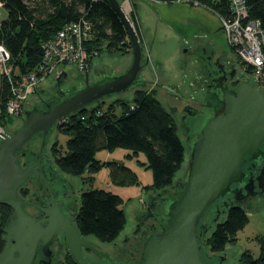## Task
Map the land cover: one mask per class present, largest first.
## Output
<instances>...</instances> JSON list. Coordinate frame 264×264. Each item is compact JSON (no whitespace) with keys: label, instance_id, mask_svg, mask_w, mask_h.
I'll list each match as a JSON object with an SVG mask.
<instances>
[{"label":"water","instance_id":"water-1","mask_svg":"<svg viewBox=\"0 0 264 264\" xmlns=\"http://www.w3.org/2000/svg\"><path fill=\"white\" fill-rule=\"evenodd\" d=\"M106 1L124 26L129 53L121 55L119 59L111 55L102 56L101 61H97L94 57L89 68L79 61L83 77L80 85L68 87L67 73L60 70L48 84L32 90L24 107L26 109L21 110L20 125L0 132V205L10 208L1 228L4 245L0 251V264H34L39 248L45 253L47 242L54 233L65 239L67 250L76 264H94L83 255L82 248L96 254L105 264H126L110 256L109 252L98 249L87 236L78 232L73 218L70 220V214H62L53 205H46L38 220L27 214L18 190L32 175L39 174L44 188L49 190L48 201H54L43 166L47 164V175H57L47 152L48 141L57 121L99 100L133 95L136 88H149L155 79L149 57L157 75L153 85L157 91L155 96L175 117L177 134L184 146V160L174 177V183L180 180L184 188L179 198L171 194L166 198L157 197L163 206V222L158 231L153 226L142 231V235L147 230L151 232L142 238L137 249L138 257L131 264H207L205 259L220 264L226 252L220 255L219 262L215 257L203 254L205 246L199 239V229L203 226L201 218L211 205L215 207L212 221H216L234 202L247 201L251 205V197L256 195L253 191L254 180L249 177L244 183L246 174L242 166L246 155L249 160L258 157L264 159V148L260 147L264 141V92L237 65L240 75L247 80L238 82L235 91L218 82L216 87L220 96L216 95L215 98L220 107L213 109V113L200 124L199 135L190 144L188 153L181 115L186 100L202 97L198 81L202 69L194 60L195 46L198 42H208L209 47L216 48L217 55L227 66L235 56L228 52L222 54L205 34L183 38L160 19L150 0H133L139 3L137 14L148 47L145 52L119 2ZM198 36L201 39H196ZM234 71L232 69L230 72L231 76ZM219 73L224 74L223 68ZM46 86H53L55 95L61 99H55L43 108L36 105L41 99L29 106ZM34 140H38V145L36 151L32 152L33 159H24L21 166L22 152ZM254 179L258 182L263 180V183H258L260 192H263L264 164L259 176ZM233 184L237 186L232 188ZM161 193L164 191L155 195ZM228 193L231 196L221 200ZM220 205L223 208L220 209ZM146 210H150L148 205Z\"/></svg>","mask_w":264,"mask_h":264},{"label":"trees","instance_id":"trees-1","mask_svg":"<svg viewBox=\"0 0 264 264\" xmlns=\"http://www.w3.org/2000/svg\"><path fill=\"white\" fill-rule=\"evenodd\" d=\"M0 1L4 15L0 24V43L10 54L9 62L14 72L34 70L41 59V44L52 38L64 24L82 18L89 23V39L84 44L89 52L86 61L88 68L94 58L93 52L97 55L104 50L129 53L124 26L106 0ZM196 1L213 14L229 13L228 0ZM246 1L250 16L259 19L264 25V0ZM0 84V125L7 128L15 118L5 113L8 82L2 79ZM155 91V88L150 91L147 88L134 89L131 104L119 97L108 103L99 100L71 114L64 123L55 125L57 132L68 138L63 154L56 141L51 144L50 155L55 166L52 167L56 174L61 172L79 176L84 187L80 190L78 206L73 213L74 225L82 236L112 242L125 225L123 198L109 190L92 188L94 176L102 167L108 169L112 184L138 182L131 168L119 161L98 160L95 158L96 151H112L120 147L129 150L127 157L143 153L146 157L143 164L153 174L152 183L143 187L145 191L151 192L150 198L157 192L167 191L174 184L175 174L184 160V146L177 134L175 117L162 106ZM116 107H120V112L116 113ZM37 145L38 140H34L24 149L21 166L24 165V159H33L32 152L36 151ZM181 193L180 190L178 198ZM9 213V207L0 205V251L4 245L1 228ZM225 213V218L220 221L221 215ZM214 216L215 207L211 205L201 218L203 226L199 229V239L205 246L203 254L215 257L219 262L225 247L237 242V233L246 226L249 217L242 202L229 205L216 221L211 220ZM212 225L214 228L208 234ZM256 240L259 255L253 257L249 250H245L238 258L240 264H264V233L258 235ZM205 261L213 264V261ZM66 264H76L71 255Z\"/></svg>","mask_w":264,"mask_h":264},{"label":"rangeland","instance_id":"rangeland-1","mask_svg":"<svg viewBox=\"0 0 264 264\" xmlns=\"http://www.w3.org/2000/svg\"><path fill=\"white\" fill-rule=\"evenodd\" d=\"M136 3V13L135 15V21L132 17L131 13V21L133 24V27L135 28L137 22H139V17L137 14V8L139 7L138 2ZM155 9L158 11L159 17L163 22H165L170 28H173L181 33V36L188 37L192 34H205L208 38L213 41L214 44H216L219 47V50L222 54L227 53L229 55L235 56L236 61V55L234 50L229 47L225 41V36L222 32L220 22L218 18L210 12L209 10L205 9L202 6H194L187 3L184 4H167V3H155L152 4ZM193 22L192 24L190 22ZM135 22V23H134ZM183 22V23H182ZM214 33L216 36H221V38L216 39L214 38ZM140 44L143 46V48H146L145 41L143 39V36L140 37L138 35ZM147 50L145 49V52ZM128 54V53H114V52H108V51H101L99 55L95 56L97 61H101L102 56H111L114 55L117 59L121 58V55ZM233 59V61H234ZM149 64L150 67L154 73L155 78H157L155 74L154 67L152 65L151 59L149 57ZM12 67V64H9ZM92 65V63H91ZM63 71H65L66 74V81L68 84V87H70L73 84H81L83 83V77L81 74V71L77 69L76 66H66L64 67ZM89 74V73H88ZM56 75H50L47 78L44 79L40 83V85L48 84L51 80L55 78ZM157 80V79H156ZM154 79V82H156ZM152 82L150 86L154 85L155 83ZM149 86V87H150ZM156 90V89H155ZM157 94V91H155V95ZM133 95L125 94L120 96L119 98L127 101L129 104L132 102ZM118 98V97H117ZM112 99H104L107 103L110 102ZM120 112V107H116V113ZM20 125V117H16L14 121L7 126V128H4L5 131L12 130L14 128H17ZM57 125V124H56ZM67 136L63 135L59 132H57L56 128L52 130L50 139L48 141L47 146V152L50 156V164L54 166V161L50 155V147L51 144L56 141L58 143V148L60 152L63 154L65 151V142L67 140ZM129 153L128 149L125 148H115L112 151H107L105 149H100L96 151L95 158H101L103 159L105 156H107L110 159H115L116 161H119L123 163L125 166L131 168L133 172L136 174L138 182L135 184H129V185H118V184H112L109 180V171L106 167H102L96 174V180L93 183L94 187L109 190L115 194H118L121 196L124 200V204L122 205V209L124 211L125 215V225L123 230L121 231L120 235L112 242H102L95 237H90V239L93 240L94 243L97 244V246L101 249L102 252H109L111 256H115L119 249L122 248L125 245V242L127 240V237L131 235L132 230L135 229V226L138 225L139 215L141 216L139 219V223L143 221V214L146 212V205L154 199L156 196H152L151 198H148V194L150 191H145L143 187L146 185H150L153 180V174L150 168H146L145 163L146 157L143 153H139L136 157H127V154ZM114 156L115 158H113ZM57 175H60L63 177L64 180L71 186V200L73 201L74 207L76 209V206H78V199L80 190L83 187V184L81 182V178L76 175H70V174H64L61 172H58ZM111 188V190L109 189ZM145 191L146 193H143ZM145 194V195H144ZM142 197L143 200H145V204L142 205L138 202V198ZM137 204L139 205V209L141 213L138 214V217H135L133 209L137 207ZM242 205L244 206L249 221L246 224V226L240 230L237 233V242L232 245H227L223 252H226L225 258L220 262V264H240L239 263V256L240 254L245 251L249 250L253 257H257L259 255V245L256 240V237L258 235H261L264 233V192L262 194L252 196L251 197V205L244 201L242 202ZM226 216L225 214L221 215L220 221L223 220ZM214 228V225L210 228L208 234L210 231ZM88 255H91L88 254Z\"/></svg>","mask_w":264,"mask_h":264},{"label":"flooded vegetation","instance_id":"flooded-vegetation-1","mask_svg":"<svg viewBox=\"0 0 264 264\" xmlns=\"http://www.w3.org/2000/svg\"><path fill=\"white\" fill-rule=\"evenodd\" d=\"M189 20L191 22V19ZM191 23L194 24L193 22ZM199 38L200 37L198 36L196 39ZM211 42V44H213V41ZM208 45V42H198L195 46L196 50L194 52V60L197 62L198 67L202 69L199 71L200 73L198 78V81L201 84L200 89L202 91V97L199 99L192 98L190 100H186L184 103L185 107L181 115L183 120L182 126L184 128L185 137L187 140L186 145L188 146V153L190 144L199 135L198 129L200 124H202L203 121L213 113V109H219L220 107V104L216 102L215 98L216 95L220 96L219 88L216 87L218 82H220L222 86H226L229 90L235 91L238 82L247 80L240 75L235 59L234 61H230L229 65L227 66L226 62L224 63L217 55L216 48L209 47ZM147 48L148 47L145 49L147 50ZM222 68L224 70L223 75L219 73ZM232 69L235 71L231 76L230 72ZM213 78L214 82L212 81ZM151 89H154L153 85L147 88L148 91ZM39 94L40 95L37 96V98H35V100L31 103L32 105L34 102H38L40 101L39 99H41V101L36 104L39 108L45 107V104L47 103H53L55 99H61L58 95H55V88L53 86H46L42 88ZM260 147L264 148V141L260 143ZM263 164L264 159L262 160L260 157H258L257 159L249 160L246 155V161L242 166V169L246 174L244 183L247 179H249V177H252L254 180L253 191L256 193V195L262 194L264 192H260V189L258 188V183H263V180H261L262 182H258L254 179L259 176L260 168ZM46 165L47 164L44 163V177L47 179V182L51 187L54 201L52 203L51 201H48L50 200L49 190L44 188L42 176L39 174L32 175L31 178L25 182V185H23L18 191V195L24 201L22 207L25 212H27V214L38 220L42 217V209L46 208V205H53L62 214H70V220H72L75 207L73 201L71 200V189L69 188V184L60 175H47L48 171ZM235 186H237V184L231 185L232 188ZM183 188L184 185L181 184L180 180H178L173 184L172 188H169L167 191H164V193H161L152 199V201L147 204L150 210H146V212L143 214V221L139 223V219L141 217L139 216L138 225H136L135 229L132 230L131 235L127 237L125 245L119 249L115 256L112 257L119 260V262L131 264L133 260L138 257L139 252H137V249L140 247L142 238L144 235L151 232L150 230H147L145 232L146 234L142 235V231L148 226H153V228H156V231H158L160 229L159 226L163 222L164 216L161 211L163 206L162 202L157 197L166 198L169 194L172 196H177L180 190L182 191ZM230 196L231 194L228 193L226 196L222 197L221 200ZM86 238L94 243L89 236ZM94 244L97 246L96 243ZM98 249L100 248L98 247ZM81 250L83 255L94 264H105L104 260L99 258L96 254L92 253L88 249L82 248ZM90 253L91 256H88L87 254ZM69 255L70 253L67 250L65 239L54 233L50 236L49 241L47 242L45 253H43L39 248V251L34 259V264H66Z\"/></svg>","mask_w":264,"mask_h":264},{"label":"built area","instance_id":"built-area-1","mask_svg":"<svg viewBox=\"0 0 264 264\" xmlns=\"http://www.w3.org/2000/svg\"><path fill=\"white\" fill-rule=\"evenodd\" d=\"M150 1L151 4L187 3L202 6L196 0ZM228 1L229 13L215 14V16L220 22L227 45L235 52L236 63L240 70L264 92V25L259 19L250 16L246 0ZM119 5L132 24L133 0H121ZM2 18V2L0 1V24ZM89 34V23L84 18L64 24L52 38L41 44V59L35 69L22 73L14 72L13 66L9 65L10 54L0 43V80L5 79L9 87L5 113L14 118L21 116V110L24 109L32 90L38 88L48 76L57 75L64 67L76 66L80 71L79 61L86 64L89 58V52L84 45L89 39ZM92 55L95 57L97 54L93 52ZM67 118L57 121L56 124L64 123ZM4 131V127L0 125V132Z\"/></svg>","mask_w":264,"mask_h":264},{"label":"crops","instance_id":"crops-1","mask_svg":"<svg viewBox=\"0 0 264 264\" xmlns=\"http://www.w3.org/2000/svg\"><path fill=\"white\" fill-rule=\"evenodd\" d=\"M136 3H134L133 2V11H132V17H133V19H134V21H135V15H134V13H136ZM3 17H4V15H3ZM163 21V20H162ZM137 22V24H136V26H135V30H136V32H137V34L138 35H140V37H142L143 36V33H142V29H141V26H140V22H138V21H136ZM135 23V22H134ZM165 23V22H164ZM183 23V22H182ZM166 24V23H165ZM173 29V28H172ZM174 31H176L179 35H181V33L180 32H178L177 30H175V29H173ZM214 38H216V39H219V38H221V36L219 35V36H216V34L214 33ZM183 37V36H182ZM183 38H185V37H183ZM143 39H144V36H143ZM214 44V43H213ZM98 56V55H97ZM91 63H92V59H91ZM155 74H156V72H155ZM157 76V75H156ZM157 78H155V80H156ZM157 81V80H156ZM0 86H1V84H0ZM41 86V85H40ZM113 158H115L114 156H112ZM98 160H101V161H116V158L115 159H110V158H108L107 156H105L103 159H101V158H98ZM95 177V176H94ZM95 180H96V177L94 178V182H95ZM66 181V180H65ZM92 188H96V187H94V185L92 186ZM110 190H111V188H109ZM147 192V191H146ZM145 191H143V193H146ZM146 194H148V198H150V196H151V194L150 193H146ZM145 195V194H144ZM145 200H143V198L142 197H139L138 198V202L139 203H141L142 205H144L145 204V202H144ZM139 205L140 204H137V207L136 208H134L133 209V211H134V214H135V217H138V214L139 213H141V211H140V209H139ZM141 206V205H140ZM141 207H143V206H141ZM140 216V215H139ZM137 220H138V218H137ZM139 222V221H138Z\"/></svg>","mask_w":264,"mask_h":264},{"label":"bare ground","instance_id":"bare-ground-1","mask_svg":"<svg viewBox=\"0 0 264 264\" xmlns=\"http://www.w3.org/2000/svg\"><path fill=\"white\" fill-rule=\"evenodd\" d=\"M95 103V102H94Z\"/></svg>","mask_w":264,"mask_h":264}]
</instances>
